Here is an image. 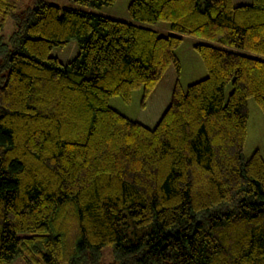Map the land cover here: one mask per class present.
<instances>
[{
  "label": "trees",
  "instance_id": "16d2710c",
  "mask_svg": "<svg viewBox=\"0 0 264 264\" xmlns=\"http://www.w3.org/2000/svg\"><path fill=\"white\" fill-rule=\"evenodd\" d=\"M18 1L0 0V264H264V155L243 153L264 0H131L139 24L88 9L116 0ZM185 36L206 71L186 85ZM171 66L153 127L110 105L141 88L144 108Z\"/></svg>",
  "mask_w": 264,
  "mask_h": 264
},
{
  "label": "rangeland",
  "instance_id": "374dc122",
  "mask_svg": "<svg viewBox=\"0 0 264 264\" xmlns=\"http://www.w3.org/2000/svg\"><path fill=\"white\" fill-rule=\"evenodd\" d=\"M33 0H20L17 5L18 10L22 9V6L31 3ZM49 2L65 5L69 3V0H46ZM131 0H116L112 5H106L98 9H91L94 12L101 13L113 18L121 20L140 23L133 20L128 13V5ZM250 0H233L234 4L248 3ZM152 28H155L160 33H168V23L165 21H159L155 23ZM14 28L13 19L8 18L2 31L1 35L6 40L11 34ZM196 38L192 36H185L182 43L177 48L176 52L181 61L182 69L180 72V80L186 85L190 82L198 80L205 76L206 71L204 69L201 58L193 48ZM51 54L57 56L61 61L66 62L72 59L77 54V46L74 41L69 42L66 46L60 48H53ZM177 77L174 68L171 66L166 72L163 79L156 86L157 88L147 99L144 108L139 106L141 97V88L135 89L132 92V98L129 103L124 102L120 96L115 95L110 99V105L123 114L134 118L142 122L148 127L155 125V111L157 108L162 107V86H166V90H170L175 78ZM229 91V87L226 89V94ZM168 95V93H167ZM248 108V121H247V134L244 143L243 153L248 157L254 150H259L264 155V115L252 98L247 101ZM151 115V117L149 116ZM110 251L108 248L105 249L103 259L105 262H110ZM13 264H23L22 261H16Z\"/></svg>",
  "mask_w": 264,
  "mask_h": 264
},
{
  "label": "crops",
  "instance_id": "0c3cea01",
  "mask_svg": "<svg viewBox=\"0 0 264 264\" xmlns=\"http://www.w3.org/2000/svg\"><path fill=\"white\" fill-rule=\"evenodd\" d=\"M171 89H172V87H171ZM171 89L170 90H166V86L165 85L162 86V94L161 95H163V98H162L163 104H162L161 108H157V110L155 111V118H156L155 119V123L158 121V119L160 118L161 114L163 113V111L165 110L166 106L169 103ZM167 93H168V95H167ZM149 116L151 117V115H149Z\"/></svg>",
  "mask_w": 264,
  "mask_h": 264
}]
</instances>
